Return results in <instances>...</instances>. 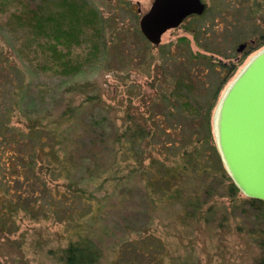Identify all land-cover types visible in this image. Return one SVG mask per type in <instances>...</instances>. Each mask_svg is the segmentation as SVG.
<instances>
[{
	"label": "rangeland",
	"instance_id": "1",
	"mask_svg": "<svg viewBox=\"0 0 264 264\" xmlns=\"http://www.w3.org/2000/svg\"><path fill=\"white\" fill-rule=\"evenodd\" d=\"M151 1L0 0V264H65L60 248L78 233L100 249L98 264H254L264 254V207L228 196L213 165L216 179L186 181L209 211L185 223L177 205L151 206L152 172H130L151 157L172 163L207 134L192 109L213 100L217 62L235 63L213 123L226 86L264 46L249 49L264 34V0H203L156 46L138 25ZM128 114L154 133L129 145Z\"/></svg>",
	"mask_w": 264,
	"mask_h": 264
},
{
	"label": "water",
	"instance_id": "2",
	"mask_svg": "<svg viewBox=\"0 0 264 264\" xmlns=\"http://www.w3.org/2000/svg\"><path fill=\"white\" fill-rule=\"evenodd\" d=\"M138 25L156 45L167 29L176 28L188 15L202 14L203 0H152ZM246 43H240L242 51ZM215 143L222 163L246 197L264 200V46L245 62L228 83L214 108Z\"/></svg>",
	"mask_w": 264,
	"mask_h": 264
},
{
	"label": "trees",
	"instance_id": "3",
	"mask_svg": "<svg viewBox=\"0 0 264 264\" xmlns=\"http://www.w3.org/2000/svg\"><path fill=\"white\" fill-rule=\"evenodd\" d=\"M20 13H15V23L19 19ZM191 16H198V15H191ZM21 20V19H19ZM9 23V25H8ZM14 21L11 20V22H7L6 26H13ZM12 29V28H11ZM263 35L261 38H259V41L254 40L255 45L251 46L249 49H256L259 46L264 45V38ZM259 36V37H260ZM253 40V39H252ZM250 42V41H249ZM251 43V42H250ZM218 65L221 66V68L224 70L223 73V79L220 81V83L217 85L216 90L213 92L212 101L207 105V107L201 111L199 107L193 108L192 113L199 116L198 118L204 119L205 128L207 134L204 135L202 139L197 138L193 140L194 147H184L179 153H178V159L175 161H172V163H166L164 160L161 161V163L158 164V160H156L154 157H151V160L149 161L150 166L141 167L142 170L139 168L133 166L129 170L133 174L137 173H144V172H152L151 173V181L147 184L146 183V189L147 191L152 195L151 197V206L153 204V207H159L160 205H171L175 204L179 207V218L180 221L185 223L186 220L189 219H196L199 214H204L207 210L209 211V207L204 208L205 212L203 211L204 204L207 202L205 196L201 194V190L195 186L189 185L186 181L188 180L189 183H191L192 176L196 177L198 175L202 176H208V178L216 179V177H213L211 174V166L213 165V169L218 177V184L224 182L226 187V192L228 196H236L237 193H240L241 191L239 188L235 185L233 182L231 176L227 173L225 166L222 163L221 155L218 152L217 144L214 140V135L212 132V122L211 120V114H212V108L214 106V98L218 94L219 90L221 89L220 86H222L225 82V80L228 79L230 74L234 73L236 69L235 63H225L218 61ZM183 82V81H182ZM180 83L177 81L175 82L174 86L172 88V96H178L177 93V86ZM183 85V83H182ZM188 87V85L186 86ZM175 107H178L179 112H182L178 106V104H174ZM128 119L131 120L125 129V133L122 135L126 137V141H128L129 145H131L133 142H138V140L144 139L149 134L154 133V129L152 127H145L143 124H138V122L131 117L130 114H128ZM146 122V121H145ZM59 123L54 124L55 130L58 129ZM162 132H167V129L162 128L160 129V132L158 134H162ZM55 138L57 135H54ZM59 140L61 141L60 137ZM173 145L172 142H163L162 146L164 148H167V145ZM206 146H209L211 149V154H207L205 151ZM67 146H65L66 152L68 150L66 149ZM70 147V145H69ZM170 147V146H169ZM166 149H162V151H165ZM132 150V148H131ZM65 151L62 152L64 154ZM13 154H18L16 150L14 149ZM66 154V153H65ZM58 155V154H57ZM61 156V155H59ZM63 160V159H62ZM61 160V161H62ZM213 160V162L209 165L210 161ZM68 161V162H67ZM65 160L66 166H73V163L71 160ZM63 162V161H62ZM209 162V163H208ZM139 163V162H138ZM155 163V167L151 168L153 164ZM142 171V172H141ZM156 171V172H154ZM213 172V173H215ZM20 175V174H18ZM128 175H124L123 182H127ZM204 194H206L205 191H203ZM246 203L248 204V207H264V200H259L256 198H249L245 196ZM159 203V204H157ZM206 215V214H204ZM251 236H255L254 231H251ZM263 242L260 241V245ZM1 244V241H0ZM263 248V247H262ZM1 253V252H0ZM2 254V253H1ZM3 255V254H2ZM100 256V249L97 247L96 243L89 237L88 235H83L81 233H78V237L76 239L70 240L66 243L65 247H61L59 251V259L62 260L65 264H98ZM2 262H5V258H1ZM14 261V259H12ZM13 264H16V259ZM254 264H264V254L259 255L254 260Z\"/></svg>",
	"mask_w": 264,
	"mask_h": 264
},
{
	"label": "flooded vegetation",
	"instance_id": "4",
	"mask_svg": "<svg viewBox=\"0 0 264 264\" xmlns=\"http://www.w3.org/2000/svg\"><path fill=\"white\" fill-rule=\"evenodd\" d=\"M191 15H195V14H191ZM191 15H188V17L191 16ZM188 17H186V18H188ZM186 18H185V19H186ZM244 42L247 43L246 41H244ZM159 43H160V42H159ZM159 43H158V44H159ZM151 44H152V43H151ZM248 44H249V43H247L246 46H247ZM152 45H154V44H152ZM156 45H157V44H156ZM156 45H154V46H156ZM246 46H245V47H246Z\"/></svg>",
	"mask_w": 264,
	"mask_h": 264
}]
</instances>
